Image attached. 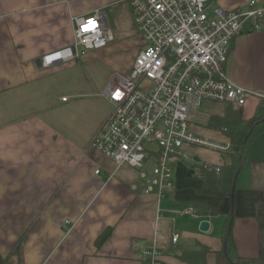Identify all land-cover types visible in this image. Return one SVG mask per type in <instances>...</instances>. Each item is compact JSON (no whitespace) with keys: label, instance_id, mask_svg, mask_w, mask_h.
Returning a JSON list of instances; mask_svg holds the SVG:
<instances>
[{"label":"crops","instance_id":"obj_1","mask_svg":"<svg viewBox=\"0 0 264 264\" xmlns=\"http://www.w3.org/2000/svg\"><path fill=\"white\" fill-rule=\"evenodd\" d=\"M128 1L0 0V252L5 264H149L142 250L155 243L161 264H186L179 255L198 243L211 249L207 264H225L223 229L231 210L241 264H264L258 260L264 123L238 174L233 204L228 196L203 191L207 179L201 169L206 163L222 165V153L191 145L185 148L192 158L170 161L174 186L160 199L157 189L146 193L147 179L138 169L117 167L92 147L114 105L101 94L113 74L100 75L90 61L109 46L77 62L38 65L44 53L73 43L75 18L99 10L106 16L114 5ZM250 1L212 0L208 13L213 16L217 5L247 9ZM256 1L264 7V0ZM141 43L120 73L129 72ZM224 69L237 84L264 90V26L234 38ZM257 102L249 97L247 117ZM222 105L202 114L192 110L190 121L198 120L192 131L230 142L222 130L203 125L210 115H224ZM154 163V155L149 156L148 174ZM196 204L217 212H188ZM203 220L210 223L208 231L200 229ZM108 228L110 236L97 245Z\"/></svg>","mask_w":264,"mask_h":264},{"label":"built area","instance_id":"obj_2","mask_svg":"<svg viewBox=\"0 0 264 264\" xmlns=\"http://www.w3.org/2000/svg\"><path fill=\"white\" fill-rule=\"evenodd\" d=\"M211 1L129 0L141 48L129 72H115L101 93L113 103L114 112L93 138L92 147L117 167L138 169L147 179L146 193L157 189L160 199L174 186L170 161L192 158L186 145L218 153L231 149L230 142L196 135L190 127L192 110L207 101L237 108L246 105L249 97L264 98V90L237 84L224 69L234 38L246 30L263 28L264 7L256 6V0L247 9L217 5L210 16ZM74 24L73 43L44 53V68L77 62L89 50L106 48L115 40L100 10L75 18ZM153 155L155 163L148 174L145 165ZM204 167L221 171V165L206 163ZM178 238L175 233L172 240ZM142 254L149 264L161 263L157 243L144 248Z\"/></svg>","mask_w":264,"mask_h":264},{"label":"trees","instance_id":"obj_3","mask_svg":"<svg viewBox=\"0 0 264 264\" xmlns=\"http://www.w3.org/2000/svg\"><path fill=\"white\" fill-rule=\"evenodd\" d=\"M224 105V115H210L203 125L208 128L222 130L230 140L231 149L222 153L223 164L219 173L214 170H208L205 167H202L201 172L206 174L207 179L203 189L204 192L218 196H228L232 200V196L235 195V191L233 192L235 176L240 173L247 162L252 143L261 131L258 127L264 123V98H258L255 111L249 117L245 115V105L237 108L230 103ZM194 212L199 215H209L215 214L217 211L212 208H206L201 204H196ZM233 216V210L227 213V220L223 229L225 264H241V257L237 253L232 233ZM258 224L261 246L258 260L264 261V217H258ZM111 232L112 228L106 229L97 239V245H101L107 240ZM209 252H211L209 247L198 243L195 249L184 250L179 255V258L186 264H207ZM5 262L6 259L0 252V264H5Z\"/></svg>","mask_w":264,"mask_h":264},{"label":"rangeland","instance_id":"obj_4","mask_svg":"<svg viewBox=\"0 0 264 264\" xmlns=\"http://www.w3.org/2000/svg\"><path fill=\"white\" fill-rule=\"evenodd\" d=\"M128 4V2L117 3L112 8L113 11L107 10L106 12L108 24L113 30L115 40L109 44L106 51L102 52L105 54L102 55L100 52H98L99 54H93L95 57L90 61V64L98 69L100 75L120 72L119 70L123 65L131 62L139 41H141V36L133 22L131 7ZM90 51L92 50L88 52ZM222 108L224 106L221 103L207 101L201 107L195 109L193 113L202 114V109L212 112ZM197 122L198 120L193 118L190 121V127L194 132Z\"/></svg>","mask_w":264,"mask_h":264},{"label":"water","instance_id":"obj_5","mask_svg":"<svg viewBox=\"0 0 264 264\" xmlns=\"http://www.w3.org/2000/svg\"><path fill=\"white\" fill-rule=\"evenodd\" d=\"M37 63H38L39 66L42 65V60H41V58H39V59L37 60ZM237 178H238V174L235 176V182H234L233 192L235 191V188H236ZM233 201H234V195L232 196V204H233ZM209 227H210V223H209L208 220H203V221H201V223H200V229H201L202 231H208ZM237 264H238V263H237Z\"/></svg>","mask_w":264,"mask_h":264}]
</instances>
